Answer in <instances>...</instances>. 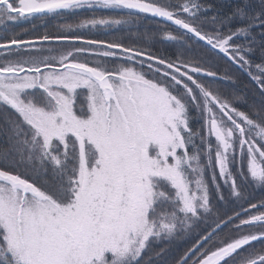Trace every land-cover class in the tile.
Masks as SVG:
<instances>
[{"label": "snow or ice", "instance_id": "obj_1", "mask_svg": "<svg viewBox=\"0 0 264 264\" xmlns=\"http://www.w3.org/2000/svg\"><path fill=\"white\" fill-rule=\"evenodd\" d=\"M0 264H264V0H0Z\"/></svg>", "mask_w": 264, "mask_h": 264}, {"label": "trees", "instance_id": "obj_2", "mask_svg": "<svg viewBox=\"0 0 264 264\" xmlns=\"http://www.w3.org/2000/svg\"><path fill=\"white\" fill-rule=\"evenodd\" d=\"M207 2L215 5L218 8H220L221 14H227L232 10V8L236 4L240 3V0H207ZM22 27H27V25H23ZM17 30H19V29H17ZM102 38H111V37H102ZM255 58L259 59L258 56ZM240 80H241V84L238 86H235L234 91L237 94H241V95H243L245 93V91H248L250 93L251 92V86H250L248 77L244 74H241ZM245 84L249 85L247 90L244 88ZM196 125H197V122L193 121V126L195 127ZM257 196H259V193H257Z\"/></svg>", "mask_w": 264, "mask_h": 264}]
</instances>
